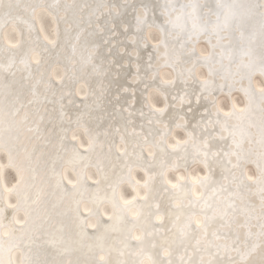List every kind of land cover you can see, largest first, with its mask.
<instances>
[{
    "label": "bare ground",
    "instance_id": "1",
    "mask_svg": "<svg viewBox=\"0 0 264 264\" xmlns=\"http://www.w3.org/2000/svg\"><path fill=\"white\" fill-rule=\"evenodd\" d=\"M0 166V264H261L264 0H3Z\"/></svg>",
    "mask_w": 264,
    "mask_h": 264
},
{
    "label": "snow or ice",
    "instance_id": "2",
    "mask_svg": "<svg viewBox=\"0 0 264 264\" xmlns=\"http://www.w3.org/2000/svg\"><path fill=\"white\" fill-rule=\"evenodd\" d=\"M3 4V0H0V5ZM204 6L198 3H188L180 5L179 9L173 3H166L164 8V15L166 17L164 26L161 27V31H164L166 27L170 26L172 30H174L178 35L185 34L192 39L194 37L199 36L200 34H215L218 38L220 37L221 33H226L232 30L236 26L237 22V14L234 11L235 5L232 4H225V3H218L216 5L217 11L212 13L211 9L207 14H202L200 9ZM190 9V11H187ZM205 15H214L215 20H208L205 19ZM139 22V21H138ZM163 43V41H161ZM167 47V45H164ZM216 45H213V49H215ZM193 55L196 54V49L193 47L191 50ZM250 49L248 51H242V55H249ZM213 53H209L207 55L201 53L197 56V59L203 61H211ZM229 56H231V52H229ZM209 74H211V69H209ZM209 81H203V84L207 86ZM157 111H164L163 109H159ZM191 136V134H189ZM180 141H177L179 144ZM186 143V142H185ZM203 146L207 148V142L203 143ZM206 157L208 155L207 152L203 153ZM2 168V166H0ZM185 178L180 177L179 180L183 181ZM208 177H201V178H194L192 183H198L199 180H207ZM179 183V182H178ZM173 187H178L177 185H173ZM135 199V198H134ZM125 203H131V201H125ZM261 264H264V261H261Z\"/></svg>",
    "mask_w": 264,
    "mask_h": 264
},
{
    "label": "rangeland",
    "instance_id": "3",
    "mask_svg": "<svg viewBox=\"0 0 264 264\" xmlns=\"http://www.w3.org/2000/svg\"><path fill=\"white\" fill-rule=\"evenodd\" d=\"M48 25V24H47ZM48 28L47 29H49V26H47ZM7 174H5V176H6V179L9 181V182H11V180L13 179V174L10 172V171H8L7 170V172H6ZM8 176V177H7ZM128 193H129V190L127 191Z\"/></svg>",
    "mask_w": 264,
    "mask_h": 264
}]
</instances>
